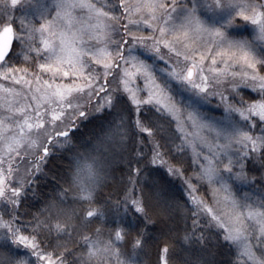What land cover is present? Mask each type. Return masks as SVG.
<instances>
[{"label": "snow or ice", "instance_id": "obj_1", "mask_svg": "<svg viewBox=\"0 0 264 264\" xmlns=\"http://www.w3.org/2000/svg\"><path fill=\"white\" fill-rule=\"evenodd\" d=\"M0 80V264H264V0H0Z\"/></svg>", "mask_w": 264, "mask_h": 264}, {"label": "trees", "instance_id": "obj_2", "mask_svg": "<svg viewBox=\"0 0 264 264\" xmlns=\"http://www.w3.org/2000/svg\"><path fill=\"white\" fill-rule=\"evenodd\" d=\"M147 135V134H145ZM61 152L59 150H57V156H60ZM161 171H163V168L161 169ZM111 190V189H106V191ZM247 190V189H245ZM201 195H204L207 197V193H205L203 191V189L201 190ZM209 202H211V200H209ZM153 235L156 237H160V233L158 231H153ZM174 235H176V239L171 241V244L176 245L177 248L181 247L180 243H179V237L183 235V232L181 229H177L176 232L174 233ZM162 239H166V237L162 238ZM69 247H71V245H69ZM117 247H120V245H117ZM162 247L163 245H160V248L157 249L155 247H149L148 250L146 251L145 254H143L141 256V264H163L164 261V254L162 252ZM168 259H169V264H172V262L176 259V256H174L172 254V250L170 248L169 254H168Z\"/></svg>", "mask_w": 264, "mask_h": 264}, {"label": "rangeland", "instance_id": "obj_3", "mask_svg": "<svg viewBox=\"0 0 264 264\" xmlns=\"http://www.w3.org/2000/svg\"><path fill=\"white\" fill-rule=\"evenodd\" d=\"M9 2H10V0H9ZM47 2H48L49 4H51V3H52V0H47ZM15 14H16L17 16H19L21 13L16 12ZM53 15H54V13H53ZM78 15H79V13H78ZM144 34L146 35V34H148V32L145 31ZM18 66H22V65H18ZM220 66L222 67V65H220ZM234 70H235V71H239L240 68L237 66ZM0 84H3L5 87H16V88H19V87H20L19 85H13L10 81H4V80H0ZM249 91H250V90H249ZM3 95H8V94L0 93V96H3ZM8 100H9V102L15 103V101L12 100L11 95H8ZM32 103H34V101H32ZM3 105H4V101H3L2 99H0V108H2ZM188 131H189L190 134H193V137H194L195 130L192 129V128H189ZM2 147H3V146H0V148H2ZM202 150H203V149H202ZM205 151H206V150H205ZM210 203H211V202H210Z\"/></svg>", "mask_w": 264, "mask_h": 264}]
</instances>
